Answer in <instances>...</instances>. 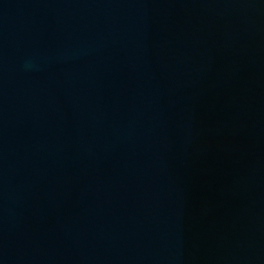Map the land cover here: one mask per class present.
I'll use <instances>...</instances> for the list:
<instances>
[{
    "label": "water",
    "instance_id": "water-1",
    "mask_svg": "<svg viewBox=\"0 0 264 264\" xmlns=\"http://www.w3.org/2000/svg\"><path fill=\"white\" fill-rule=\"evenodd\" d=\"M0 264H264V0H0Z\"/></svg>",
    "mask_w": 264,
    "mask_h": 264
}]
</instances>
